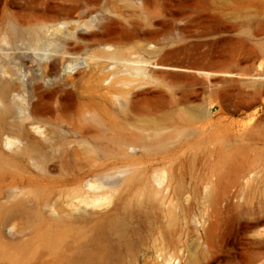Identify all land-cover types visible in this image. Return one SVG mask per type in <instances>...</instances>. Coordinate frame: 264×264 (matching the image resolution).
Instances as JSON below:
<instances>
[{"label": "rangeland", "instance_id": "374dc122", "mask_svg": "<svg viewBox=\"0 0 264 264\" xmlns=\"http://www.w3.org/2000/svg\"><path fill=\"white\" fill-rule=\"evenodd\" d=\"M64 8L50 137H0V264H264V0H0L34 83L10 15Z\"/></svg>", "mask_w": 264, "mask_h": 264}, {"label": "bare ground", "instance_id": "6f19581e", "mask_svg": "<svg viewBox=\"0 0 264 264\" xmlns=\"http://www.w3.org/2000/svg\"><path fill=\"white\" fill-rule=\"evenodd\" d=\"M83 15L84 13L77 17ZM74 17V13L67 8L55 14L28 15L25 20H19L15 15H10L3 40L26 42L25 48L32 53L24 51L22 55L31 59L32 65L29 67H33L36 74L40 76L41 82H32L33 78L21 63L19 56L12 53L9 47H1L0 137H7L9 143L20 142L21 139L28 137H50L54 121L47 115L45 104L55 93H57V99L63 98L62 90L68 83L63 79L61 68L67 67L68 71L72 72L78 67L76 64H70L71 59L68 57L69 39H72L68 32L69 24L78 20ZM92 24L100 28L95 20ZM41 37L43 40L40 41ZM114 40V38H107V41L111 43H115ZM16 47L22 48L19 45ZM238 48L239 46L235 47L234 51ZM52 58L60 64V69L52 67L49 60ZM144 61L141 60V62ZM157 64L162 63L154 62V65ZM135 70L144 77H149L154 73L153 69H149L144 63L136 66ZM226 72V70L223 71V73ZM256 76L264 79L261 73H257ZM110 79L106 78L108 81ZM136 107L133 105L131 109L135 110ZM92 120L102 122L97 116H93ZM115 137L124 136L117 134Z\"/></svg>", "mask_w": 264, "mask_h": 264}, {"label": "water", "instance_id": "95a60500", "mask_svg": "<svg viewBox=\"0 0 264 264\" xmlns=\"http://www.w3.org/2000/svg\"><path fill=\"white\" fill-rule=\"evenodd\" d=\"M218 107V105H216L214 108H217Z\"/></svg>", "mask_w": 264, "mask_h": 264}]
</instances>
